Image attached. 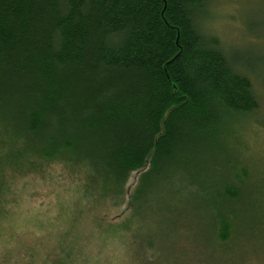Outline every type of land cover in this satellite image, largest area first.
I'll return each mask as SVG.
<instances>
[{"label": "trees", "instance_id": "16d2710c", "mask_svg": "<svg viewBox=\"0 0 264 264\" xmlns=\"http://www.w3.org/2000/svg\"><path fill=\"white\" fill-rule=\"evenodd\" d=\"M212 1L0 0V183L30 155L92 168L101 199L138 171L141 212L191 161L226 153L235 121L260 106L245 67L202 28ZM218 186L201 193L225 243L242 191ZM62 240L47 256L74 250Z\"/></svg>", "mask_w": 264, "mask_h": 264}, {"label": "rangeland", "instance_id": "374dc122", "mask_svg": "<svg viewBox=\"0 0 264 264\" xmlns=\"http://www.w3.org/2000/svg\"><path fill=\"white\" fill-rule=\"evenodd\" d=\"M208 10L203 30L245 67L237 68L260 106L235 121L226 153L191 161L182 183L141 212L134 192L142 172L119 196L101 199L92 168L22 156L1 174L0 264H264V0H213ZM227 184L242 191L232 206L238 228L220 243L218 211L201 191ZM62 238L74 250L47 256Z\"/></svg>", "mask_w": 264, "mask_h": 264}]
</instances>
